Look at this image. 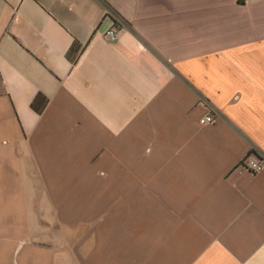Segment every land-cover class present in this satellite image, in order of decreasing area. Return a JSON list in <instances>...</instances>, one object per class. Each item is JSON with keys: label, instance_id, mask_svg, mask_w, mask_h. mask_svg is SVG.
Here are the masks:
<instances>
[{"label": "crops", "instance_id": "obj_1", "mask_svg": "<svg viewBox=\"0 0 264 264\" xmlns=\"http://www.w3.org/2000/svg\"><path fill=\"white\" fill-rule=\"evenodd\" d=\"M248 155L264 0H0V264H264Z\"/></svg>", "mask_w": 264, "mask_h": 264}, {"label": "built area", "instance_id": "obj_2", "mask_svg": "<svg viewBox=\"0 0 264 264\" xmlns=\"http://www.w3.org/2000/svg\"><path fill=\"white\" fill-rule=\"evenodd\" d=\"M106 36L110 41L116 42L119 38L118 27L115 25L111 26L108 29ZM214 118L215 117L212 114L207 115L206 117L204 116L203 118L200 119V123L205 125L212 124L215 122ZM263 168H264V161L260 160L256 156L248 155L243 159L240 165L236 167V170L240 173H250L256 175L260 173L263 170Z\"/></svg>", "mask_w": 264, "mask_h": 264}]
</instances>
